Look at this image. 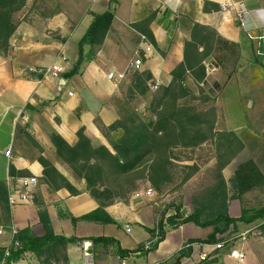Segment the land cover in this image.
Returning a JSON list of instances; mask_svg holds the SVG:
<instances>
[{
  "label": "crops",
  "instance_id": "0c3cea01",
  "mask_svg": "<svg viewBox=\"0 0 264 264\" xmlns=\"http://www.w3.org/2000/svg\"><path fill=\"white\" fill-rule=\"evenodd\" d=\"M107 9H112L115 17L103 45L78 73L65 76L78 60L79 41L92 22V14ZM243 9L249 12L245 28L237 20ZM151 15L155 17L150 28L159 49L152 45L145 53L143 47L148 41L132 24ZM14 20L17 27L9 40V49L0 54V182L11 190L18 178L35 175L39 184L30 202L12 207L11 225L18 230L28 227L35 235H44L39 211L46 209L56 234L82 239L68 246L71 264H87V258L95 264L123 261L114 254V245L94 244L86 239L90 237H113L129 250L141 247L124 259L127 264L162 263L183 248L187 240L207 238L211 227L186 223L165 227V236L155 247L157 238L148 229L157 224V209L142 184L128 202L116 201L106 207L118 224L73 221V217L97 209L99 202L87 191L86 180L57 156L52 135L58 134L74 145L78 131L83 128L94 147L109 145L104 128L119 118L118 99L132 80L136 70L134 60L142 58L143 63L137 69L150 70L153 83L170 85L173 70L184 60L185 42L191 40L193 27L198 23L215 32L210 39L214 54L203 61L204 65L209 62L214 70L209 85L203 88L216 91L212 103L217 108L216 130L233 131L246 144L223 170L230 186L238 166L252 158L246 140L258 137L264 130V42L258 43L249 35L264 36V0H28L15 13ZM165 20L170 24L168 27ZM258 48L263 54H257ZM62 52L68 57L64 73L46 75L30 70L52 65ZM113 70L125 73L119 87L108 78ZM200 83L189 75L187 85L196 97L200 94ZM198 98L195 104L209 102ZM249 108L256 112L248 114ZM41 157L48 159L80 193L74 195L66 187L52 189L44 181ZM260 167L264 172V167ZM57 182L61 183V179ZM232 193L230 187L229 213L239 217L241 199ZM261 224L260 221L242 225L239 235L255 230L246 240L232 239L230 246L243 247L247 254L242 263L230 256L229 247L218 250L213 244L197 242L192 246V254L180 264H202L204 261L198 260L202 251L210 253L208 260L216 258L219 264H264ZM2 240L8 242L6 238ZM34 262L30 252L21 258V264Z\"/></svg>",
  "mask_w": 264,
  "mask_h": 264
},
{
  "label": "trees",
  "instance_id": "16d2710c",
  "mask_svg": "<svg viewBox=\"0 0 264 264\" xmlns=\"http://www.w3.org/2000/svg\"><path fill=\"white\" fill-rule=\"evenodd\" d=\"M27 1L0 0V54L8 51L9 40L17 27L14 15ZM92 15V22L79 41L78 60L65 76L78 73L86 61L93 59L112 27L115 17L112 9ZM154 17L155 15L148 16L133 23L132 27L159 49L150 28ZM165 25L168 27L170 24L165 20ZM214 33L198 23L194 25L191 40L185 42L184 60L173 70L172 82L168 86H160L156 91H152L151 71L148 69L134 71L131 82L122 92V98L118 99L119 118L104 128L109 145L94 147L83 128L78 131V141L74 145L69 144L58 134L52 135L57 156L68 163L79 178L86 180L87 191L99 202L97 209L79 218L73 217V221L81 219L102 224H118L107 212L106 207L116 201L128 202L130 196L138 190L141 180L149 181L159 192L167 187V183L174 176L175 149H194L205 143H215L217 160L214 168L210 169L213 181L193 196V211L188 214L177 211L167 216L164 221L160 220L155 228L148 229L151 236L157 238L155 247L165 236V223L172 227L194 223L203 228L211 227L212 231L205 239L187 240L185 246L171 259L157 264H180L184 257L192 254L194 243L216 244L230 240L232 235L242 231V225L248 226L261 221L260 227L264 232V205L251 209L243 207L239 217H233L229 213L230 187L233 191L232 196L241 200L250 192L264 193V172L252 157L238 166L230 180V186L228 185L223 170L246 148V144L233 131L216 130L217 108L214 104L201 108L194 103L198 97L213 102L212 90L208 91L199 86L200 94L196 97L187 85L189 75H193L199 82L205 79L206 68L203 61L214 54V45L212 41L210 42ZM200 47H203V50L200 51ZM138 97L148 100L144 114L138 112L134 104ZM40 161L44 166V181L52 189L66 187L74 195L80 193L48 159L41 157ZM182 167L184 168L182 184L200 170L196 163ZM10 172H14L13 167ZM58 178L61 179V183L57 182ZM39 217L45 227V234L35 235L28 227L19 230L15 238L19 240L20 245L11 246V260H18L30 252L40 264H68V246L82 239L56 234L46 209L39 211ZM11 222L9 189L5 183L0 182V224L8 229ZM2 238L8 241L9 235L0 236V260L5 254V243ZM86 239L105 247L114 245V254L121 260L141 250V247L134 250L122 248L120 242L113 237L99 236ZM202 264L219 263L215 258L205 260Z\"/></svg>",
  "mask_w": 264,
  "mask_h": 264
},
{
  "label": "rangeland",
  "instance_id": "374dc122",
  "mask_svg": "<svg viewBox=\"0 0 264 264\" xmlns=\"http://www.w3.org/2000/svg\"><path fill=\"white\" fill-rule=\"evenodd\" d=\"M215 86L217 87V85ZM215 93L216 91L214 88L211 93L212 97L215 96ZM147 101L148 100H146V98H137L134 104L138 112H141L143 114L145 113L144 107L146 106ZM212 103V101L206 104L200 102L198 105L201 108H206L212 105ZM248 110V114H251V112H256V109L249 108ZM257 136L258 137H255L254 139L248 138L246 142L248 143L250 151L252 152L251 156L254 157L262 167H264V130L260 132ZM216 156V145L215 143L211 142L205 143L202 146L194 149L177 148L174 151V160L176 162L174 168V176L167 183V187L162 192L157 191L147 180H141L139 182V185L142 184V188L144 191L148 190L149 188L154 189L155 193L151 195V198L153 202H155V207L157 209V223L160 220L164 221L167 216L175 214L177 211H181L186 214L191 213L193 211V196L204 187L210 185L213 181V174L211 173L210 169L212 170V168H214L215 166L217 160ZM194 163L199 165V172L195 174L189 181L182 184L181 179L184 174V168L182 166ZM241 205L242 208L247 207L249 209L264 205V193L260 191H255L245 194L244 198L241 200ZM165 226L167 228L172 227L168 223H165ZM254 230H252L250 234ZM239 237V234H235L232 235L230 239L236 240L239 239Z\"/></svg>",
  "mask_w": 264,
  "mask_h": 264
},
{
  "label": "built area",
  "instance_id": "2783aa9c",
  "mask_svg": "<svg viewBox=\"0 0 264 264\" xmlns=\"http://www.w3.org/2000/svg\"><path fill=\"white\" fill-rule=\"evenodd\" d=\"M248 11L243 9L238 12L237 14V20L239 22V25L242 27H246L247 25V15ZM250 37L254 40H258V43L260 40L264 42V36L263 35H257L254 36L250 34ZM152 48V45L150 43H146V47H143L145 53H147L150 49ZM257 54L261 55L263 52L258 48L257 49ZM67 62H68V57L62 52V54L58 57V60L55 61L52 65L47 66V67H42V68H30L32 71H36L38 73L42 74H53V75H60L64 73L67 70ZM142 58L138 56L133 63V67L135 69L139 68L142 65ZM205 68H206V77L205 79L200 83L201 87H207L209 85V78L213 74V67L210 65L209 62H205ZM108 78L113 81L116 87H119L120 84L123 82L125 79V73L124 72H116V71H110L108 73ZM160 87L159 82H155L151 85L152 91H156ZM70 94H72L70 92ZM11 152V150H8V154ZM39 184L38 177L35 175L32 176H23L20 177L16 180L14 185L12 186L11 190H9V204L11 207L21 205L28 203L32 200L34 197V194L37 190ZM146 193L148 195L154 194V189L149 188ZM18 229L15 226H10L8 229L4 225L0 224V236L5 237L6 235H9V240L7 243H5V254L0 260V264H21V258L18 260H11V246H19L20 242L15 238L16 234L18 233ZM250 231L248 232H243L241 235H239V239L241 238L242 240H246L247 236L249 235ZM232 239L230 240H225L214 245L215 249L221 250L226 247H229L230 251V256L237 260L238 262L242 263L246 260L247 254L244 250L243 247L239 248H234L231 247L230 245L232 244ZM198 260L200 262L208 260L210 257V253L207 251H202L198 255ZM32 264H40L37 261L32 263ZM71 264V263H68ZM87 264H95L94 261L91 258H87ZM120 264H127L125 260L121 261Z\"/></svg>",
  "mask_w": 264,
  "mask_h": 264
}]
</instances>
